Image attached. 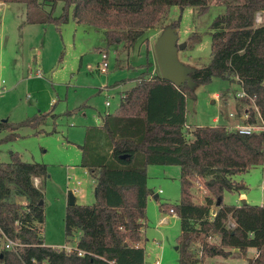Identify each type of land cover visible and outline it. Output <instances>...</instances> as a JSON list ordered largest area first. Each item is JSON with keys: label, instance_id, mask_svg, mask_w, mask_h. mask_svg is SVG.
I'll list each match as a JSON object with an SVG mask.
<instances>
[{"label": "trees", "instance_id": "16d2710c", "mask_svg": "<svg viewBox=\"0 0 264 264\" xmlns=\"http://www.w3.org/2000/svg\"><path fill=\"white\" fill-rule=\"evenodd\" d=\"M0 2L23 3L28 23L57 27L67 22L70 10L75 22L103 29L108 46L122 43L125 48L162 25L170 6H190L198 14L210 5L224 7L210 25L211 50L205 66L186 71L178 84L163 78L161 71L145 69L114 113H106L102 124L85 128L80 165L94 181L95 201L66 204L64 234L68 241L76 237L74 249L46 245L41 236L46 164L24 161L17 153L9 161L0 160V240L16 243L14 249L0 248L1 264H145L146 204L152 194L147 187L148 165L180 169L178 202L159 204L161 212L179 219V264L244 255L249 248L257 254L246 264H264V205L223 202L225 191L246 189L233 179L235 175L263 163L264 130L244 134L224 125L196 126L188 138L185 129L186 99L194 97L188 83L205 84L213 77L236 82L244 92L237 96L241 105H249L244 124H264V0ZM58 2L62 12L54 16ZM41 3L50 5V11ZM258 12L263 13L260 24L255 22ZM48 115L52 110L18 123L0 121V132L8 131L2 139L18 138L20 126L36 130ZM197 183L207 192L201 202L194 200ZM18 196L25 198V204L16 201Z\"/></svg>", "mask_w": 264, "mask_h": 264}, {"label": "rangeland", "instance_id": "374dc122", "mask_svg": "<svg viewBox=\"0 0 264 264\" xmlns=\"http://www.w3.org/2000/svg\"><path fill=\"white\" fill-rule=\"evenodd\" d=\"M41 4L45 11H50V5ZM223 10V6L210 5L205 13L198 14L190 6L183 9L170 6L162 25L147 30L132 47L125 48L122 43L108 46L103 29L75 22L70 10L67 22L57 27L52 23H28L23 3L0 2V121L18 123L51 110L54 115H48L36 130L20 126L16 131L19 136L13 140H3L8 131L0 132V160L9 161L11 154L17 153L24 161L47 166L48 177L43 185L45 220L41 230L46 245L75 246L76 237L71 241L65 237L64 215L68 189L73 190L76 180L80 184L79 192L74 194L75 202L95 201L94 181L80 165L79 145L83 142L84 126L98 125L106 113H114L139 73L145 69L160 71L158 49L162 44L176 48L177 65L185 72L205 66L211 50L210 25ZM61 12L62 2H58L52 14ZM262 21L263 13L258 12L255 22ZM101 52L107 54L108 67L104 73L98 69ZM188 86L194 92V97L186 99L188 138L196 126L223 125L229 112L235 116L233 123H238L237 115L249 107L241 105L237 98L241 89L236 82L213 77L208 83L189 82ZM179 176L176 165L147 167V187L152 194L146 204L145 264L156 259L160 264H179L175 249L179 219L159 210L162 202H178ZM233 179L246 189L225 191L224 203L240 204L239 194L246 196L247 203H264V161ZM193 191L194 200L203 201L205 189L196 186ZM156 193L157 199L153 197ZM2 246L4 242L0 240ZM251 254L253 248L247 250V255ZM246 261L243 255L233 253L229 257H205L201 264H246Z\"/></svg>", "mask_w": 264, "mask_h": 264}, {"label": "water", "instance_id": "95a60500", "mask_svg": "<svg viewBox=\"0 0 264 264\" xmlns=\"http://www.w3.org/2000/svg\"><path fill=\"white\" fill-rule=\"evenodd\" d=\"M184 46L183 44L179 48H183ZM158 61L163 78L175 84L184 80L186 72L177 65L175 47L160 45L158 49ZM71 200L72 197H70V203H72ZM241 204H245V200L242 199ZM175 249H177V246Z\"/></svg>", "mask_w": 264, "mask_h": 264}, {"label": "built area", "instance_id": "2783aa9c", "mask_svg": "<svg viewBox=\"0 0 264 264\" xmlns=\"http://www.w3.org/2000/svg\"><path fill=\"white\" fill-rule=\"evenodd\" d=\"M107 67H108V62H107V54L105 52H101V63L98 65V69L100 72L104 73L107 71ZM38 76H40V74L38 73ZM244 92H239L237 93V96H243ZM110 103L107 101L106 105L108 106ZM232 115V114H230ZM247 117V114H244V118ZM232 129H236L239 133H244V134H248L254 131H262L264 130V124H245V125H235L234 127H232ZM37 181V178H34V183ZM197 186L199 189H203V185L201 183H197ZM72 192H76V189L70 190V194H72ZM161 192V191H160ZM212 214H214V212H212ZM233 225V223H231V226ZM4 246L7 249H14V247L16 246V243L11 241L10 239H5L4 242ZM62 248H64L67 251H71L72 249H74V247H70V246H63ZM79 254H82L81 251L78 252ZM201 255V254H200ZM151 264H160V261L158 259H156L155 261L151 262ZM201 264V263H198Z\"/></svg>", "mask_w": 264, "mask_h": 264}, {"label": "crops", "instance_id": "0c3cea01", "mask_svg": "<svg viewBox=\"0 0 264 264\" xmlns=\"http://www.w3.org/2000/svg\"><path fill=\"white\" fill-rule=\"evenodd\" d=\"M3 4H5V3H3ZM35 24V23H34ZM37 24H39V23H37ZM218 96V94H216L215 95V97H217ZM110 105V104H109ZM230 114H232V115H230ZM244 114H245V110H243L242 111V113L241 114H238L237 115V119H239V122L237 123H233L234 121H235V116H234V114H233V112H229V114H228V117H224V126H227V127H230V128H232V127H234L235 125H245L244 123H243V119H244ZM215 121L217 120L216 118L214 119ZM6 121H8V120H6ZM100 124H102V121H101V123ZM100 124H98V125H100ZM87 126H89V125H86V126H84V133H85V128L87 127ZM185 126H187L186 125V122H185ZM84 139V138H83ZM80 149V148H79ZM80 156H81V150H80ZM81 159V158H80ZM83 169H84V171L86 172V173H88V171L84 168V167H82ZM39 184V179L37 178V181L35 182V185H38ZM79 184H80V181H78V180H76L75 181V186L73 187V189H76V192H79V190H78V186H79ZM70 190L71 189H68V197H69V199H68V201H67V203H70V197H72V203H76L75 202V198H74V194L76 193H74V192H72V194H70ZM161 190H159V193H161L160 192ZM153 197L155 198V199H157L158 198V194L156 193V194H154L153 195ZM239 199H240V203H241V200L243 199V200H245V203H247L246 201H247V198H246V196L245 195H243V194H239ZM16 201L18 202V203H21V204H25V198L24 197H22V196H18L17 198H16ZM66 203V204H67ZM237 206L239 205V204H236ZM261 205H264V203L263 204H261ZM52 247H54V246H52ZM256 254H257V251H256V249L255 248H253V254H251V255H247V252H246V254H244L243 256L244 257H246L247 259L248 258H252V257H255L256 256ZM0 257H1V255H0ZM247 262V261H246Z\"/></svg>", "mask_w": 264, "mask_h": 264}]
</instances>
